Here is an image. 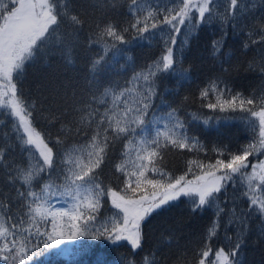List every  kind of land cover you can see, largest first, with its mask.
Wrapping results in <instances>:
<instances>
[{"label": "snow or ice", "instance_id": "1", "mask_svg": "<svg viewBox=\"0 0 264 264\" xmlns=\"http://www.w3.org/2000/svg\"><path fill=\"white\" fill-rule=\"evenodd\" d=\"M223 3L226 7L221 11V0H156L155 4L125 0L121 10L118 0H87L77 10L73 0H0V264H35V258L53 250L57 256H72L79 251L76 244L84 248L83 240L97 242L88 245L90 250L123 242L128 253L121 255L119 264H137L145 224L182 197L193 213L211 212L193 249L196 264H242V237L253 217L264 234V160L258 159L264 156V87L246 94L216 74L199 88L201 107L247 114L243 119L252 139L235 151L229 145L209 148L202 143L182 118L181 105L167 104L165 95L173 89L179 95L192 79L191 67H184L176 54V37L183 28L199 30L213 21L219 37L211 40L210 55L217 59L225 55L228 29L244 21L240 31L245 36L244 51L261 45L259 62L249 61L245 71L264 83V17L248 22L249 9L255 7L250 0ZM101 8L104 12L96 19ZM120 16L127 22L116 18ZM86 24L91 34L85 51L95 55L88 57L90 76L79 100L70 108L52 109L30 99L23 86L27 67L54 55L71 63ZM157 29L164 44L162 54L139 70L133 68L123 84L107 80L106 73L116 65L125 71L130 66L122 59L133 61L127 34L134 32V40H151ZM228 71L222 62L221 72ZM188 99L185 95L181 104ZM37 113L50 125H60L55 144L62 146V152L37 130ZM193 119L198 117L193 114ZM117 144L123 150L114 167L124 186L114 190L101 176ZM174 150L205 156L211 151L217 158L214 163L188 159L187 171L175 177L164 164L167 153ZM17 151L22 159H10ZM253 156L256 163L249 159ZM237 176L246 181L239 197L235 195ZM241 198L244 202L238 203ZM107 201L117 211L101 220ZM49 222L50 230L42 227ZM233 227L238 230L234 246L213 247L222 229L231 241L228 229ZM166 239L170 245L171 234ZM140 264H169V257L157 260L156 253H151Z\"/></svg>", "mask_w": 264, "mask_h": 264}, {"label": "trees", "instance_id": "2", "mask_svg": "<svg viewBox=\"0 0 264 264\" xmlns=\"http://www.w3.org/2000/svg\"><path fill=\"white\" fill-rule=\"evenodd\" d=\"M93 3L96 0H92ZM155 4L156 0H151ZM255 7L249 9L247 20L251 23L253 17H264V5H261V0H250ZM121 5V10L125 6V0H118ZM73 4L77 10L80 6L87 4V0H73ZM226 5L221 0V11ZM104 9L96 13L95 18H101ZM122 22L126 23L127 18L120 16L116 17ZM244 21L235 28H229V36L226 46L223 49L224 56L219 59L210 55V42L212 39L219 37L218 24L213 21L211 25H203L199 30L183 28L181 33L176 37V54L182 58L184 67H191V82L180 89L179 95L175 94V90L167 95V104L181 105L182 118L186 119L189 124L190 132L206 144L209 148L213 144L229 145L233 151L243 144H247L252 139L251 130L247 121L243 119L246 113L240 111L236 112H220L218 109L213 111L207 107H201L199 97V88L207 81V79L216 74H222L223 78L230 82L236 90L243 91L246 94L252 89L259 90L264 87L254 74L248 73L245 69L249 61L254 58L259 62L261 45L253 44L250 49L245 52L242 44L245 36L240 34L241 27ZM166 31H170L168 27L163 26ZM156 31V36L151 40H134V32L127 34V38L131 44L127 47L130 49L129 55L133 57V61L122 59L121 63L130 65L127 70L120 69L119 65L112 68L106 73V79L113 82L119 81L124 83L125 79L131 76L133 68L139 70L141 66L151 63L158 58L164 51V44L159 35V29ZM89 25L84 26L81 33V47L71 56V63L61 55H54L37 60L27 67L26 74L23 78L24 91L29 95L30 99L35 100L38 104L43 102L46 107L56 108H70L76 101L79 100L83 93L86 78L90 76L88 57L95 55L92 50L87 49L86 39L90 35ZM187 38V42L186 41ZM253 38H256L253 36ZM125 47V46H121ZM102 51V49H101ZM229 69L228 72H221V63ZM187 95L189 99L187 102L181 104L183 97ZM55 101V103H53ZM215 101L213 97L212 102ZM159 105V100L156 101ZM207 103V102H205ZM195 114L198 119H193ZM212 117L213 119H209ZM208 120L205 125L204 121ZM37 130L43 134L45 139L49 140L51 144L55 145L57 151H63L61 145L55 144V139L60 125H50L45 119L36 114L34 121ZM71 147V143L68 145ZM123 150L122 144H117L111 151V159L103 166V173L101 180L103 183L119 190L123 188L124 178L120 173L115 172V163L119 162L120 153ZM264 156H259L258 159ZM202 158L206 161L215 162L217 154L209 151L207 156L204 152L195 153L180 150L168 152L164 164L166 171L171 175L178 177L183 175L188 168L187 160ZM10 159L17 161L21 160V154L17 151ZM252 162L257 161V157H249ZM194 171L199 172L194 168ZM247 171V170H246ZM191 178V176H189ZM236 182L239 186L235 192L236 196H241V193L246 186V181L243 177L237 176ZM229 196L233 195V189L229 187ZM243 203L244 198L237 201ZM53 204L58 206V203L53 200ZM117 210L113 209L110 201H107L100 214V219L109 218ZM16 212V209H13ZM211 218V212L203 214L193 213L187 198H181L180 201L172 202L161 210L159 214H153L144 227V247L137 256V264H140L144 255L156 253V259L160 260L162 256L169 257V264L172 261H177V264H196L193 257V249L200 240V234L204 231ZM250 226L243 235L245 243L240 252L239 259L242 264H264V234H262L260 221L253 217L250 220ZM6 226H8L6 224ZM51 229V223L42 225ZM237 228L228 229V234L232 236L229 241L226 237L225 231L222 229L218 237L213 243V247H224L230 249L237 242ZM171 234L172 241L169 245L166 236ZM84 248H80V244L75 247L79 250L77 254L68 258L55 255L54 250L45 256L35 258V264H98L99 261L110 259L112 264H119L122 254L128 253V248L121 245L113 247L111 245L105 246L101 244L100 248L90 250L89 244H96L95 241L83 240Z\"/></svg>", "mask_w": 264, "mask_h": 264}, {"label": "rangeland", "instance_id": "3", "mask_svg": "<svg viewBox=\"0 0 264 264\" xmlns=\"http://www.w3.org/2000/svg\"><path fill=\"white\" fill-rule=\"evenodd\" d=\"M260 159H261V160H264V157H262V158H260ZM256 162H257V161H256ZM256 162H253V163H256ZM247 171H249V172H250V171H251V169H248ZM254 183H255V182H254ZM57 207H59V204H58V206H57ZM63 257H65V258H68V257H70V256H67V255H66V256H63Z\"/></svg>", "mask_w": 264, "mask_h": 264}]
</instances>
